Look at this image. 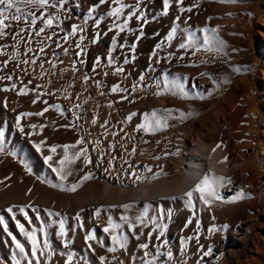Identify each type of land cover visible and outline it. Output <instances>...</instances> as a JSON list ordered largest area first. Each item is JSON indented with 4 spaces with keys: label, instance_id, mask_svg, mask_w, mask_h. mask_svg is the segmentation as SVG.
Masks as SVG:
<instances>
[{
    "label": "rangeland",
    "instance_id": "1",
    "mask_svg": "<svg viewBox=\"0 0 264 264\" xmlns=\"http://www.w3.org/2000/svg\"><path fill=\"white\" fill-rule=\"evenodd\" d=\"M121 5L119 17L109 15ZM19 6L22 16L31 13L36 21L11 22L0 36V98L7 95L10 102L23 104L18 112L10 110L9 118L16 123L19 118L17 130L53 159L47 162L51 167L46 173L16 148L0 144V175L6 181L27 183L32 190L40 187L42 193L64 204H39L44 214L34 220L35 227L26 228L36 232V256L31 254L30 241L11 230V217L0 204V211L4 210L0 217L24 246L20 252L0 227V264H69V256L71 264H199L218 256L216 262L221 264L227 258L229 240L236 237L234 228L248 231L243 247L248 253L241 262L235 259L231 264H259V257L264 258V175L255 154L264 134V52L258 49V39L264 41V0H169L166 15L163 0H121L120 4L50 0L43 8ZM132 12L143 20L133 16L123 32L113 27ZM49 17L52 23L46 25ZM173 27L176 33L169 41ZM110 51L111 65L107 63ZM125 58L131 62L125 64ZM118 67L123 71L117 73ZM185 67H199L200 74L192 77V71H182ZM238 83H246L247 94L241 90L231 106L224 99ZM114 86L119 90L113 92ZM187 91L190 96L179 95ZM156 99H164L166 105L159 106ZM224 104L230 108L218 117V130L215 112ZM157 118L161 125L155 130L140 127ZM6 126L0 119V130L5 132ZM198 139L217 145L237 165L231 192L242 198L231 205V212L195 211L190 205L176 214L183 217L174 219L169 216L170 203L164 202L152 215L132 201L97 200L78 212L66 203L92 187L134 190L175 178L186 167L188 146ZM65 145L69 147L62 167L70 174L62 181L53 168L61 167ZM53 146L55 153L50 151ZM84 176L90 178L84 180ZM73 184L78 185L75 191L65 190ZM125 204L130 205L127 210L122 207ZM140 216L143 223L137 220ZM61 220L64 236L59 234ZM110 220L119 227L102 235L90 229L93 221L105 229ZM132 222L135 225L129 228ZM55 229L58 243L52 239ZM211 239L221 240L227 249L221 252V246H211ZM145 243L149 247L141 248ZM179 244L180 256L168 257Z\"/></svg>",
    "mask_w": 264,
    "mask_h": 264
},
{
    "label": "bare ground",
    "instance_id": "2",
    "mask_svg": "<svg viewBox=\"0 0 264 264\" xmlns=\"http://www.w3.org/2000/svg\"><path fill=\"white\" fill-rule=\"evenodd\" d=\"M262 20L264 21V19ZM258 43H259V47H258L259 51L264 52V41L262 40V37L261 39L260 38L258 39ZM199 69H200L199 67H192V68L185 67L182 69V71H192V75L194 74L192 77H196L198 76V73L200 71ZM205 75H207V73H205ZM247 88L248 87L246 86V83L245 84L238 83L234 91H232V93L230 94V97L229 98L226 97L224 100L226 102L230 101V105L235 106V102L240 97L241 94L240 91L242 90V92H245L247 94ZM179 95L183 97L190 96V93L187 91L184 92L183 94L179 93ZM13 102H14L13 100L12 102L8 100L7 95L0 98V119L5 121L7 124L6 126L7 128L5 132L0 130V132H3L4 134L2 137H0V144L4 146L11 145L14 150L16 148V150L22 152L26 156V158H28L34 164L36 168L47 173L49 166L45 162L44 151H42L43 149L41 148L42 150L41 149L37 150L36 144H34L27 135H23L21 132H19L17 130V123L13 121L11 118H9L11 112L10 110H14L18 112L19 107L23 106L22 103L16 102L17 104H15ZM155 103L161 107L166 105L164 99H156ZM225 104L218 106L215 112L216 125L220 124L218 117L220 116L221 112L225 114L228 112L229 110L228 108H230ZM181 114L183 115L184 113L182 112ZM181 114H178L177 118H180ZM262 117H263L262 120L264 121V113L262 114ZM218 128L219 125L217 129ZM187 152H188L187 162L185 164L186 167L184 171H182L175 178L166 179L164 181L157 182L151 186H145L143 188L134 189V190L118 191L110 188L108 185H105L103 189L97 191L95 188L92 187L89 188L86 194L82 196H77L74 199H69L68 202L66 203L72 206L74 212H78L81 209H83L84 206L91 205L97 200H99L100 202L132 201L138 206H140L141 209L145 210V206H147V213L150 212V214L152 215L153 212H155V210L156 212L158 211L157 208L158 205L161 202H164L168 204L170 203L171 206L169 208L170 209L169 211L174 217V219H178L180 216L183 217V213L182 215H176V214H179L180 210L185 209L186 207L188 208V206L190 207V205L191 207L194 206V208L196 209L195 211H198L197 209H205V210L213 209L220 211L223 209L224 211L231 212L230 210L231 205L236 200L239 201L240 197L242 198V196H234L231 192L233 188L232 187L233 186L232 174L234 173L233 168L236 167L237 165L233 166V163L229 162V157H227L225 151H223L215 144H211V143L209 144L207 141H204L203 139L194 140L188 146ZM255 160H257L261 168V171L264 175V134H263V138L260 141V147L255 154ZM205 176H208L210 179L215 180V184H214L215 194L207 195V193H205L204 199H201L200 198L201 194L194 192L193 196L191 198H188L185 194L189 191H192ZM53 177L57 178V176L54 175ZM5 179L3 176L0 175V204L4 205L7 209L10 206L15 207L16 210H14L13 213L11 214L9 213V217L11 218L9 219L8 223L9 225H11L12 228L11 230H13L14 233L17 234V236L19 237H21L22 234L16 228L15 220H19L20 223L24 224L26 228L31 229L32 226L36 223L34 222V220H37V216H39V219H41L40 217L45 212L44 209H42L39 204H45V205L51 204V206L53 207L56 206L62 207L64 204V202L59 201V198H52L51 196L42 193L40 187L34 188L32 190L27 183L18 182V181L11 182V181H6L7 179L6 180ZM205 199L208 201V203H205ZM20 208H24V210L28 213V216L32 218L31 225H29L28 221L25 219V216L21 213V211L19 212ZM13 215L15 216V220L12 218ZM89 226L90 229H94L98 235H102L104 233L103 225H100L97 221H93L92 223H90ZM232 231L234 232L232 234H235L236 237L239 238L233 237L229 240L230 245H228L229 246V249L227 250L228 255L227 258L224 260V262L221 264H231L235 259H237L238 262H241L240 259L242 258V256H246L248 253V251L243 248L245 245H247V242L249 240L248 239L249 235L247 233L248 231L247 232L244 231L243 233L238 228H234ZM52 232H53L52 239H54V241L58 243L59 238H58L57 229L53 230ZM240 240L243 241V243H241ZM210 241L212 242L210 243L211 246L213 245L221 246V252H224L228 247L226 244L221 245L220 242L221 240L219 241V239L215 241L211 239ZM176 243L177 242H175V244ZM241 244L243 245L241 246ZM182 249L183 248L180 244L179 246L176 245V248L173 249V254H172L173 257L178 258L183 251ZM218 257L217 258L212 257L211 261L205 260L203 262L199 261L198 263L217 264L216 261ZM196 260L197 258L194 259L195 261L194 263H197ZM7 262H9V260ZM257 262L259 264H264V258L259 257Z\"/></svg>",
    "mask_w": 264,
    "mask_h": 264
},
{
    "label": "snow or ice",
    "instance_id": "3",
    "mask_svg": "<svg viewBox=\"0 0 264 264\" xmlns=\"http://www.w3.org/2000/svg\"><path fill=\"white\" fill-rule=\"evenodd\" d=\"M106 0H100V3L103 4L105 3ZM112 3L114 4H120L121 3V0H111ZM25 4V5H38L40 6L41 8H43L44 6H48L50 5V0H0V36L3 35L4 33V29L6 27H10L11 26V22H14V21H25L29 24H34L35 21H36V16L29 13V14H25V15H21L22 13V9L21 7L19 6V4ZM60 3L63 4L64 3V0H60ZM123 5H121V7H118V8H114L112 9V11L109 13V15L111 16H114V17H119L120 14L122 13L123 11ZM168 7H169V0H163V8H164V14L166 15L167 14V10H168ZM183 10V9H182ZM187 11H191V9H187ZM133 16H136V18L138 19H142V17L138 16L137 13L135 12H132L129 14L128 16V19H126L122 24H114L113 27L115 28H118L119 29V32H123L127 27H128V20L132 19ZM178 19V17H177ZM147 21L145 20L144 23H146ZM46 25H51L52 23V18L49 17V19L47 21H45ZM111 30V29H110ZM21 31H23V29H21ZM40 32H43L44 29L41 28L39 29ZM75 31H76V26H73V29H72V33L75 34ZM176 33V28L173 27L171 32H169L168 36H167V39L170 41L173 36L175 35ZM38 34V33H37ZM119 34V33H117ZM143 35V31L141 29V32H140V36ZM95 42V40L93 41ZM207 43V41H205ZM192 43L191 41V38L189 40V45L190 46ZM112 44H113V50H114V47H115V44H116V40L115 38H113L112 40ZM125 45H121V47H124ZM78 48H80V45L78 44L77 45ZM131 49L134 51L135 50V43H133L131 46ZM157 48L160 47V45H157L156 46ZM181 48H185L186 45L185 44H181L180 45ZM41 51H43V49H41ZM83 49L80 50V52L77 53V55H81L83 53ZM100 61H99V58L97 59L96 63L98 64ZM131 61L128 60L127 58L124 59V63L125 64H128L130 63ZM107 63L109 65H111L113 63V60L111 58V51L109 52V56L107 58ZM123 69L122 68H116V72L119 73V72H122ZM9 79H11V77H8ZM141 79H143V76H141ZM13 87H15V85H13ZM119 88L118 86H114L112 88V91L113 92H116L118 91ZM35 102V101H34ZM48 109H44V111H47ZM25 115H31V114H25ZM36 115H43V113H37ZM152 116L155 117L156 116V113L153 112L152 113ZM128 119H131V116L128 117ZM93 123H95V119H93L92 121ZM17 123L19 124V118H17ZM161 125V120L160 119H155L149 123H146L144 125H141L140 127L143 128L145 131H149V130H155L156 128L160 127ZM31 127L35 128L36 126L35 125H32ZM22 130V129H21ZM4 134L3 132H0V137H2ZM82 142V141H81ZM79 143V142H78ZM68 145H65L64 148H65V158L64 159H61L59 161V164L61 165V167L59 169L57 168H53V171H56L58 172V174L60 175V179L63 181L67 175L70 174V172H67L62 166L64 165L65 163V160H67V149H68ZM36 148L37 150H39L41 148V145L40 144H37L36 145ZM51 152L55 153L56 152V147L53 146L51 149H50ZM77 156L79 155V153L76 154ZM52 156H47L45 157V162H49V161H52ZM51 167V165H49ZM150 171V169H149ZM90 177L89 176H84L83 179L84 180H87L89 179ZM214 184H215V180L214 179H210L208 176H205L201 181L200 183H198L196 185V187L192 190V191H189L187 192L185 195L188 197V198H191L194 194V192L196 193H200V198L201 199H204V194L207 193V195H214L215 194V188H214ZM78 187V185L76 184H73L71 185V187L65 189V190H68V191H75L76 188ZM205 203H208V201L205 199ZM125 210H127L130 205H123L122 206ZM8 213H13V208L12 207H9L7 210H6ZM20 211L21 213L25 216V219L28 221L29 225H31L32 223V218L28 216V213L24 210V208H20ZM147 211V206H145V212ZM49 215H53L51 212L48 213ZM56 215H59V214H56ZM97 215H99V213H97ZM171 215V213H169V216ZM14 220H15V216L13 215L12 217ZM37 219H39V216H37ZM121 220H124V221H128L129 218L127 216H121L120 218ZM137 220L140 221L141 223H143V216H140V217H137ZM15 224H16V228L19 230L20 233H22L26 239L28 241H30L31 243V254L32 256H36L37 255V251H38V248H39V242L37 240V235H36V232L34 230H28L26 229L25 225L20 223L19 220H15ZM135 225V222H132V223H128V227L129 228H133ZM0 227L3 228V230H5L6 232H8V235L12 238V240L15 242V247L17 249L20 250V252H24V246L21 242H19L17 239H16V236H14L10 231H8V228H7V223L5 222L4 218L3 217H0ZM114 227H119V225H115V224H112L111 220L109 221V227H106L104 229L105 232H108L110 228H114ZM167 225H163V228H166ZM59 228H60V232L59 234L61 236H64L66 235L65 233V224H64V221L61 220L59 222ZM160 235L162 236L163 235V231L160 232ZM89 240L92 239L91 236L88 237ZM113 239L115 240L116 237H113ZM46 244V242H45ZM141 248L143 249H147L149 247L148 244H141L140 245ZM114 250V249H113ZM168 257H171L172 256V253L171 252H168ZM71 256H69L68 258V261H69V264H71ZM103 259V258H101ZM17 264H19V261H17ZM29 264H32L31 261H29ZM38 264V262H37Z\"/></svg>",
    "mask_w": 264,
    "mask_h": 264
}]
</instances>
